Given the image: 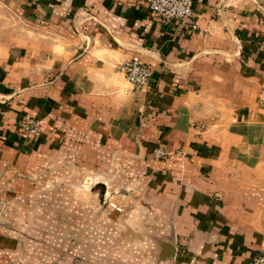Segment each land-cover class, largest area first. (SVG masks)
<instances>
[{
  "label": "crops",
  "instance_id": "1",
  "mask_svg": "<svg viewBox=\"0 0 264 264\" xmlns=\"http://www.w3.org/2000/svg\"><path fill=\"white\" fill-rule=\"evenodd\" d=\"M3 2L20 24L0 38V264L264 253V0H193L195 28L144 2Z\"/></svg>",
  "mask_w": 264,
  "mask_h": 264
},
{
  "label": "built area",
  "instance_id": "2",
  "mask_svg": "<svg viewBox=\"0 0 264 264\" xmlns=\"http://www.w3.org/2000/svg\"><path fill=\"white\" fill-rule=\"evenodd\" d=\"M129 2H144L150 11H152L162 23H170L175 20H184L192 27H196L195 11L193 8V0H128ZM121 70L124 72L128 83L133 89L140 90L147 87L150 83L152 72L147 63L140 56L134 55L126 60L121 65ZM260 104L264 106V89L260 92ZM21 132L31 135H39L42 132L43 126L36 118H28L19 121ZM179 153V152H177ZM156 157H165L170 152L162 148L154 150ZM109 205L115 210L121 211V207L114 202H109ZM244 264H264V253L253 256Z\"/></svg>",
  "mask_w": 264,
  "mask_h": 264
},
{
  "label": "rangeland",
  "instance_id": "3",
  "mask_svg": "<svg viewBox=\"0 0 264 264\" xmlns=\"http://www.w3.org/2000/svg\"><path fill=\"white\" fill-rule=\"evenodd\" d=\"M5 5L3 0H0V38L3 37L6 34L14 33L18 31L19 28V22L20 20L16 18L14 12H10ZM128 86L131 88L132 86L128 83ZM59 183L61 185H68V179L67 178H60ZM56 182V180H55ZM82 189L89 188L90 184L84 183L83 181L80 183ZM105 195V194H104ZM102 204H104V196L100 197ZM109 202L107 201V204L109 205ZM106 204V203H105Z\"/></svg>",
  "mask_w": 264,
  "mask_h": 264
},
{
  "label": "water",
  "instance_id": "4",
  "mask_svg": "<svg viewBox=\"0 0 264 264\" xmlns=\"http://www.w3.org/2000/svg\"><path fill=\"white\" fill-rule=\"evenodd\" d=\"M166 247L169 246V244L165 245Z\"/></svg>",
  "mask_w": 264,
  "mask_h": 264
}]
</instances>
